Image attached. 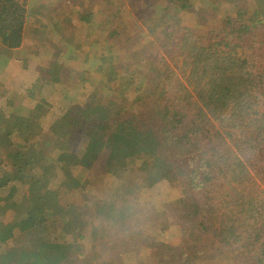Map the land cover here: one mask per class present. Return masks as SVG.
I'll use <instances>...</instances> for the list:
<instances>
[{"label": "trees", "instance_id": "16d2710c", "mask_svg": "<svg viewBox=\"0 0 264 264\" xmlns=\"http://www.w3.org/2000/svg\"><path fill=\"white\" fill-rule=\"evenodd\" d=\"M29 1L0 0V46H23L41 14ZM53 1L39 30L85 36L70 33L71 16L85 23L94 0ZM171 4L163 16L176 13L161 29L127 35L117 26L104 37L107 53L81 51L82 77L123 81L108 103L86 102L89 83L60 88V100L54 81L63 79L45 68L18 77L26 93L7 95L0 65V264H85L99 223L111 250L101 264H264V0ZM46 46L38 41L34 53ZM127 57L133 81L116 70ZM91 158L116 178L110 196H93L102 194L84 168ZM29 231L33 240L9 249L13 233Z\"/></svg>", "mask_w": 264, "mask_h": 264}, {"label": "rangeland", "instance_id": "374dc122", "mask_svg": "<svg viewBox=\"0 0 264 264\" xmlns=\"http://www.w3.org/2000/svg\"><path fill=\"white\" fill-rule=\"evenodd\" d=\"M65 1V0H61ZM29 5L31 7H35V13H39V11L44 12L46 10L45 6H40L37 3V0H30ZM166 5L167 7L170 6L168 1L163 0H156L154 4L151 6H148L144 10V14L146 15L149 13V15H146L144 17H139L137 19H134L133 21H139L142 24L144 23V18L148 17L150 18V21H153L155 24L153 25L156 28V31L159 30V28H162L166 23L169 21H172L173 16L175 15L176 11L171 8L170 14H167L166 16H163V6ZM57 7H59L57 5ZM116 11H119L121 8H115ZM167 11V10H166ZM262 16L264 19V10H262ZM163 17V18H162ZM191 17V15H189ZM42 14L38 15L37 18L33 23L27 26L25 31V39L23 42V46L20 47L17 50H13L10 48H5L0 46V65H2V69L5 67L4 71L2 72V77L4 79L5 88L7 89V95L11 93H15L18 95V93H24L25 91L21 90L19 85L21 83H17V79L19 76L21 78L27 77L30 74L34 75L35 73H40V70L45 68L48 75H53L55 77H62L63 81L60 83H57L54 81V86L58 91L59 99L61 100V93L60 88L64 89L65 91H71L72 88L75 87H81L82 85H85L87 83L93 85V88L91 89V92H94V95L91 97L89 96L86 100L87 103L91 102H98V103H108L114 93L118 92L119 89L122 88L123 81L121 79H117L118 84H114V80L111 79L108 81V76L106 74L95 72L94 74L84 76L83 72L81 76L79 66L82 64L79 62V58L82 57V50L87 46L90 41L87 39L86 35L81 36L80 38H76L71 41L65 39V38H59L57 37L59 34L55 32L54 27L52 28V25H48L51 28L50 33H44L43 31L39 30V25L41 22ZM75 21H77V16L73 17ZM163 19V24L157 28L156 27V21L159 19ZM122 19L121 16L116 17V21H120ZM147 19V18H146ZM197 19V18H195ZM97 37L100 38V42H93L91 47V51H93L94 55H100L107 53L105 51L106 44L108 41L104 39L107 33H105L101 26H94ZM144 28V29H148ZM80 30V28H77V31ZM200 31H203V29H200ZM85 31L83 30V33ZM38 41H43L47 44L46 49L45 47H42L39 51V53H34V50L36 48V45ZM52 50V51H51ZM80 51L78 60H75L76 56L74 55L75 51ZM172 52L168 49L165 50V54L167 53L168 59L172 62V59L169 57H172ZM37 54V55H35ZM39 54H45L41 60L38 59ZM47 54V55H46ZM131 61V57L127 58H121L119 61L118 66H116V70L119 73V77L123 79H127L129 81H133L136 79L135 75H133V67L131 63H129V66H125L127 62ZM47 65L46 67L43 66ZM137 68V67H135ZM138 70H140V67L138 66ZM23 71H27L26 73H23ZM99 73V74H98ZM105 75L106 78H102V76ZM101 81V83H97V81ZM105 84L109 85L108 89H104L101 86H104ZM99 87V88H98ZM9 90V92H8ZM26 93V92H25ZM59 100V103H60ZM145 102H150L148 100H144ZM25 104L26 109L28 110L25 115L26 117L34 118L35 117V111H34V103L31 102V99L28 95H26L25 100L23 102ZM147 109H151V106H146ZM131 111L133 113H139L137 111V108L135 105L131 106ZM19 113V111H17ZM33 123H36L33 122ZM55 129L56 127L53 126ZM19 131V128L17 132ZM52 136L50 135H44L42 138V141H49ZM56 141H53L51 143V148H55ZM104 166V160H100L98 163L95 158H91L86 165H84V168L88 169L89 172V179L91 180V174H96L97 181L100 183L96 186V189L98 187V191L102 195H93L96 198L100 197H107L110 196V194L113 192L112 184L116 181L115 177H112L107 172L105 175L101 173L103 171ZM91 173V174H90ZM103 183V184H101ZM97 192V191H96ZM19 213V211H17ZM2 218L0 217V224H1ZM102 223H99L98 225H94L93 228H91V231H94V235L90 237L88 241H86V244L88 243L89 246L85 248L83 253V259L85 261V264H101L105 260V255L111 254L110 247V241L107 238L109 235L105 230L100 229L102 227ZM59 223H51V229L53 231V227L59 228ZM66 231V230H65ZM111 232V229H110ZM66 234L68 235L67 231ZM55 236V233L52 234ZM34 235L29 231L28 234L26 233H13L12 236H10L5 242L7 246L9 245V249L11 247L18 248V246L23 247L27 244L28 241H31L34 239ZM102 240L101 249L103 251L95 250L92 246L95 245L96 241ZM17 250V249H13ZM10 250V251H13Z\"/></svg>", "mask_w": 264, "mask_h": 264}, {"label": "crops", "instance_id": "0c3cea01", "mask_svg": "<svg viewBox=\"0 0 264 264\" xmlns=\"http://www.w3.org/2000/svg\"><path fill=\"white\" fill-rule=\"evenodd\" d=\"M163 1H168L170 7L171 6L173 7V5L171 4L172 0H163ZM54 2L55 1L53 0H37V3L40 6L46 7V10H44V13L46 15L53 12ZM155 2L156 0H94L93 3H90L89 7L95 11V14L91 18H88V20L85 21V23H81L73 19L74 16H77L78 18L79 15L78 13L72 14L71 19L73 23L70 33L73 32L74 34L79 35V33H83L84 30L87 39L90 41L88 44H92L93 43L92 38L97 37L96 33L94 32L95 30L94 26H101V29L107 34L110 33L117 34L116 27L118 26L119 29L124 33L126 32L127 35L132 34L136 31L139 32L140 35L144 33H146V35H149L151 32L156 31V28L153 26L155 23L153 21H150V18L148 17H146L147 19L144 18L145 24L133 20L139 17H144L146 15H149V13L145 15L144 10L146 7L151 6ZM115 8H121V9L119 11H116ZM39 12L41 14L43 13L42 11ZM117 16H121L122 19L120 21H116ZM147 27L149 28L144 29ZM77 28H80V30L77 31ZM57 37L60 36L58 35ZM73 40L70 43H72ZM2 47L8 48L7 46L4 45H2ZM19 48H13V50H17Z\"/></svg>", "mask_w": 264, "mask_h": 264}]
</instances>
